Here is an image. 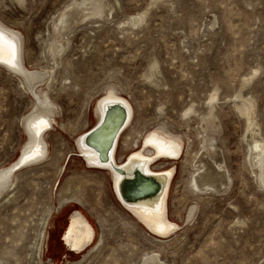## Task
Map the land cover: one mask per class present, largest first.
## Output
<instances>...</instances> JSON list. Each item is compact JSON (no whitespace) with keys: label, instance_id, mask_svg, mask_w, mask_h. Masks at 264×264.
Here are the masks:
<instances>
[{"label":"rangeland","instance_id":"1","mask_svg":"<svg viewBox=\"0 0 264 264\" xmlns=\"http://www.w3.org/2000/svg\"><path fill=\"white\" fill-rule=\"evenodd\" d=\"M65 9L68 45L46 89L58 106L54 127L44 134L50 160L15 171L11 187L0 195V264H142L152 250L166 264H264V184L251 172L244 141L264 140V0H0V21L21 32L27 68L55 66L52 56L57 60L59 54L48 46L59 39L60 27L53 30L52 21L59 26ZM144 12L138 24L122 22ZM154 61L155 75L146 78ZM108 85L133 103L125 134L147 127L140 143L147 131L164 124L190 138V157L201 146L199 125L188 123L183 109L193 102L207 110L209 95L218 98V127L209 128L216 148L207 159L212 167L220 160L228 170L225 177L216 175L222 190L192 191L191 167L178 159L167 204L169 218L183 226L159 237L167 239L161 244L146 229L149 234L118 227L130 214L104 171L90 168L74 151L76 137L94 124L93 105ZM31 108L22 81L0 66V168L26 144L21 120ZM168 164L161 161L157 169ZM67 182L69 191L81 187L84 206L59 203L57 194ZM191 206L194 214L186 220ZM76 208L95 229L80 253L59 240Z\"/></svg>","mask_w":264,"mask_h":264},{"label":"bare ground","instance_id":"2","mask_svg":"<svg viewBox=\"0 0 264 264\" xmlns=\"http://www.w3.org/2000/svg\"><path fill=\"white\" fill-rule=\"evenodd\" d=\"M81 1H84V0H81ZM67 11L68 10H66L65 12H62L58 15L57 21L59 22V26L57 24H55L54 21H52L53 30H56L59 27H60V29H58V31H57V35L59 36V39L52 41V43H50L48 46L49 50H51L52 52H55L56 54H59L58 59L54 60V58L52 56L53 53H51L52 61L55 63V66H53L51 68H49V67L42 68V69L35 68V67L27 68L25 66L24 62L21 61V59H23V57H22V42L20 40V35H21L20 33L21 32H19L17 29H15V28L7 25V24H4L2 21H0V28L3 29L5 35L10 36L9 33H11L15 37H17L19 39V44L21 46V58L18 62V64H19V70L18 71L11 70L9 67L1 65V64H0V66L8 69L9 71H11V73L16 75L22 81L24 88L27 90V92H29V94L32 98V108L29 110V112L21 120V124L24 128V133H25V137H26V144L22 147V149L20 151V155H21L22 151H26L27 149H29L30 152H29V154H26V156L31 155L32 153H38L32 159L27 161V163H25L19 167L11 168L12 166H9V167L0 168V195L11 187L13 180H14L13 177L15 175V173H14L15 171H18L22 167H25V166L28 167V166H31L32 164L37 165L40 163H46L47 161L50 160V158H48V156H51V154L49 155V152H48L49 149L46 146L48 144H45L46 139H45L44 134L49 129H53L54 125H53L52 120H53L54 115L58 112V110H57L58 106L50 99L49 95L47 94L46 89L51 86V81L53 80V71H54L55 67L60 63V57L63 54V51L65 50L66 46L68 45L67 44L68 38L66 37V35L63 32L64 30H66V26L64 27V25H65L64 23H66L68 21V18L66 15ZM79 12H80V10L78 11V13ZM144 15H145V12L139 13L136 17H134V16L128 17L125 20H123L122 22L133 26L136 23L138 24L139 22L143 21ZM52 38H53V36L51 37V39ZM6 55H7V53L5 52V56ZM155 70H156V62L154 61V62L149 64L148 70L144 74L145 77L146 78H152L155 75V73H154ZM37 72H39V73H37ZM39 74H41V76ZM36 75H38V77H35ZM23 79H24L26 84L23 82ZM100 95L113 96V97L122 96V97L126 98L127 101L131 105L130 121L127 124V126L123 129V131L120 133L118 140H117V143H116L115 150H114V161H115V163H118V162H121L125 159L127 152L131 151L132 149L135 150V148L137 149L141 145V141L139 143V139H140L143 131L146 130L147 127L141 128L135 132H132L131 133L132 135L130 134V131L125 134V132L128 128V125L130 124V122L132 121V119L134 117L133 103L126 96L122 95L117 90V88L114 87L113 85H108L107 87H105ZM238 95H239V93H236L235 96H238ZM206 103H207V110L205 109V110L201 111L200 108L197 107L193 102L191 103V105L189 104L187 107H185L183 109V113H182L183 115L182 116H184L185 120L189 123L190 119H193L194 122L199 125V129H200V130L199 129L196 130V132H197V135H199V141L201 143L199 150H201V151L199 152V150H198V151L194 152V154L191 157H190V151H189L190 146H191L190 145L191 141L189 140L190 138H187V140H185V138L182 135L169 131L164 126V124H159L158 126L153 127L152 129L147 131L142 137V139H144V137H146L144 142H143L144 146L147 144L152 146V147L145 146V148L143 150H141V153H143L145 155H150L153 152H155V153H161L163 155H169L171 157H177L180 154V156L178 158H173V159H168L166 157L158 158V160H155L154 162L151 163V165H150L151 170H153V171L161 170V169H157L158 163L161 161H168L169 162L168 166L172 165L174 168V175L172 177V178H174V176L176 175V167H177L178 159L181 158L183 160V164L186 163L187 166L191 167V171H190V174H189V177L187 180V185L191 188L192 191H196L198 194L205 193L209 190H222L221 188H218L215 185L216 175L220 174L219 178H220V176L225 177V176H227L226 172L228 171V170L226 171L225 164H222V162L220 160L215 161L214 167H212V165H210L211 163L209 164V161L207 159L208 158L207 152L209 150H214L216 148V144H213L214 138L211 136V133H209L210 132L209 128H213V127H215V125H217V127H218L217 114L215 112V107L218 104V98L216 97L215 94H211L207 98ZM242 104L248 110V107H249L248 103L243 102ZM180 112H182V111H180ZM40 116L45 117V119L50 122V127H48L46 129V125L40 124L39 122H37V124H35V125H36V127L40 128L41 131L39 132V135H36V130L35 129L33 130L30 127L31 121L37 117H40ZM98 117H99V110H98V107L94 103L93 110H92L93 122H95L98 119ZM244 118H245V127H248L249 126V117H248L247 112L244 114ZM158 122H160V121H158ZM161 122L165 123V121H161ZM244 141L246 144V156L247 155L250 156V159H251V162L253 165V166L251 165V172L253 173V175L256 177L257 180L260 179V181L264 184V140L263 139H257L255 137H253L252 141H247L246 138L244 137ZM33 143H36V144L34 146L30 147ZM138 143H139V145H138ZM39 146H41V149L39 148ZM23 148H24V150H23ZM118 149H119V151H118ZM74 151L76 152V145L75 144H74ZM117 151L120 153V156L122 157L121 159H118ZM182 152H184L185 154L182 155ZM89 167L92 168L91 166H89ZM167 167H165V168H167ZM210 168H212V170L214 171L213 175L208 170ZM99 169L104 171V172H102V175L104 177L108 176L110 183H112V181L114 179L113 171H111V169H109V168H104V169L99 168ZM162 169H164V168H162ZM59 172H61V164L58 166V174H59ZM19 173H20V171H19ZM227 180H229V178H227ZM220 183L222 184V182H220ZM226 183H228V182H226ZM225 185L223 188L226 187ZM69 187H71V185L69 186L68 182L66 183V185H63L60 187L59 192L57 194L58 195L57 199H58L59 203L60 202L61 203H67L69 201H76L79 204H81L82 206H84V201H83L84 198L82 197V194H81L82 191L80 189L81 187H78L72 191H69ZM221 187H222V185H221ZM68 191H69V193H67ZM122 208L124 210H126L131 216L127 214L128 215L127 216L128 221L125 222V221L121 220L120 223L117 224L118 227L120 226L119 228L129 229V228L138 227L139 229L141 228L142 230L146 229L145 226L140 222V219H139V218H141L140 216H138L137 214H135L133 212L131 213L130 211H128L124 207H122ZM194 211H195L194 206H191L187 211L186 220L190 219V217L194 214ZM166 217L170 221L176 222V221L171 220L169 218L167 202H166ZM84 221L88 222L90 224V226H87L86 225L87 223L85 224ZM144 222L146 225H152V226L156 225L155 224L156 222L153 219H151V220L145 219ZM182 226H183L182 224L180 226L177 222L176 223H169L166 226H159V227H157V228H159V230H157V229L155 230V232L158 233L159 235L152 234L147 229L146 230L150 234H152L150 236L155 241L160 242V244H161V243H163V241L167 240V239H161V238H165V237L172 235L173 233L178 231ZM146 230H145V232L147 234H149ZM92 234H93V239H94L95 229L92 226L91 221L89 222V220L87 219V216L81 210H79L77 208L74 209L69 215L68 224H67L65 233L62 237L65 244L69 245L68 246L69 248H72L75 250V252H77L79 250V248H81L82 246H84L85 244H87L89 242ZM153 235H155V236H153ZM156 236H158V237H156ZM99 237H100V235L96 239V242L94 244L92 243L93 245L91 246V248L89 250H87V255H85V257L86 256L88 257V254L90 252H92V250L96 247ZM159 237H161V238H159ZM93 239H92V241H93ZM93 258H94V256H93ZM72 264H79V262H74ZM142 264H166V263L163 260H161V257L159 256V253L157 250H152V251L146 253L144 261L142 262Z\"/></svg>","mask_w":264,"mask_h":264},{"label":"water","instance_id":"3","mask_svg":"<svg viewBox=\"0 0 264 264\" xmlns=\"http://www.w3.org/2000/svg\"><path fill=\"white\" fill-rule=\"evenodd\" d=\"M0 30L3 29L0 28ZM9 34L8 38H15L18 41L17 55L19 62L21 58L19 39L11 33ZM95 105L98 107L99 117L89 129L76 137L74 142L76 154L83 158L87 166L111 169L114 173L112 189L120 204L131 213L133 212L140 216V222L149 232L159 235L155 232L156 229L159 230L157 227L175 223L166 217V202L170 183L174 175V168L171 165L159 171H153L150 165L155 160H158V158L166 157L173 159L178 158L180 154L177 157L155 152L145 155L141 153V150L145 146H152L149 144L143 145L146 138L144 137L137 149L128 153L122 162L115 163L114 150L120 133L130 121L131 105L122 96L113 97L105 95H101L96 100ZM41 120L46 121V129L50 127V122L42 116L33 119L31 125L37 124ZM32 129L34 130L35 128ZM35 144L33 143L30 147ZM39 148L41 149V146ZM20 151L16 159L9 165L12 166L11 168L19 167L29 161L21 163L23 157L29 154L30 150L22 151L21 155ZM145 219L155 220L156 225H146ZM84 222L85 224L87 223V226H90L88 222ZM92 239L93 234L89 242L79 248L77 253L86 249L92 242ZM68 249L75 252L72 248L68 247Z\"/></svg>","mask_w":264,"mask_h":264},{"label":"snow or ice","instance_id":"4","mask_svg":"<svg viewBox=\"0 0 264 264\" xmlns=\"http://www.w3.org/2000/svg\"><path fill=\"white\" fill-rule=\"evenodd\" d=\"M5 52L7 55L5 56ZM18 41L15 38H8L3 30H0V64H4L9 67L11 70L18 71ZM40 124L46 125V121H39ZM30 127L35 128L36 135H39L41 131L40 128L36 127L35 124ZM38 153H32L31 155H27L23 158L21 163L32 159Z\"/></svg>","mask_w":264,"mask_h":264},{"label":"flooded vegetation","instance_id":"5","mask_svg":"<svg viewBox=\"0 0 264 264\" xmlns=\"http://www.w3.org/2000/svg\"><path fill=\"white\" fill-rule=\"evenodd\" d=\"M89 222H90V221H89ZM67 224H68V221L66 222V224H65V226H64V228H63V230H62V231L60 232V234H59V240H60L62 243H63V241H62L63 238H62V237H63V235H64V233H65V230H66ZM64 243H65V242H64ZM68 246H69V245H66V244H65V247H66V248H68ZM70 252H73V251L70 250Z\"/></svg>","mask_w":264,"mask_h":264}]
</instances>
